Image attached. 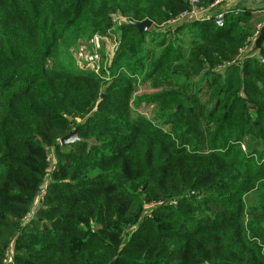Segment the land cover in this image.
Instances as JSON below:
<instances>
[{
	"label": "trees",
	"instance_id": "trees-1",
	"mask_svg": "<svg viewBox=\"0 0 264 264\" xmlns=\"http://www.w3.org/2000/svg\"><path fill=\"white\" fill-rule=\"evenodd\" d=\"M241 6L160 31L188 0H0V264H264V14ZM93 34H118L106 82L70 53Z\"/></svg>",
	"mask_w": 264,
	"mask_h": 264
},
{
	"label": "built area",
	"instance_id": "built-area-1",
	"mask_svg": "<svg viewBox=\"0 0 264 264\" xmlns=\"http://www.w3.org/2000/svg\"><path fill=\"white\" fill-rule=\"evenodd\" d=\"M188 1L190 5L189 10L183 11L176 18L169 20L166 24L160 27L159 29L160 31L168 28H174L184 23H191L194 21H204L209 19H213L215 25L221 27L224 22V12L228 8L233 7L227 5L225 7V5L222 6V4L223 3L230 4L237 0H216L207 7L199 6L198 0H188ZM246 1L264 3V0H246ZM219 9H221V11L218 12ZM262 13L264 14V5H262ZM261 26L262 24L256 26L254 35L252 36L251 39L252 44L254 43ZM150 29H153L152 26ZM105 44H108V38L100 36L98 34H93L87 39L78 41L74 45V47L70 49V53L74 60L75 66L78 70L92 73L102 81L106 82L110 80V72L108 70V64H105L103 57L104 56L103 50ZM48 157H47V161L50 162ZM43 195H44V191L40 196V198L38 195V199L41 200ZM4 256L5 257H3L1 264H13L11 250H8V252H6Z\"/></svg>",
	"mask_w": 264,
	"mask_h": 264
},
{
	"label": "rangeland",
	"instance_id": "rangeland-1",
	"mask_svg": "<svg viewBox=\"0 0 264 264\" xmlns=\"http://www.w3.org/2000/svg\"><path fill=\"white\" fill-rule=\"evenodd\" d=\"M263 3L261 2H252V1H246V0H237L233 3L230 4H224L225 7L227 6H236V7H242L241 5H244L245 8H249V9H255V8H260L262 6ZM152 26V25H151ZM150 31V29L148 30ZM147 31V32H148ZM254 35V34H253ZM118 38V34H116V36L112 39L108 38V44L104 45V62L105 64H108V62H110L112 55L114 53V51L116 50V42L115 39ZM150 38H154L152 36H150L149 34L145 37V40L147 41L148 46H146V48L151 49L152 46H154L155 42L158 41V38H154L153 40H155L154 42L152 41V39L150 40ZM143 91V88L139 89V93H141ZM151 106L148 107H140L139 109L135 110L134 113H139L143 116H145L146 118H149L152 120V111H151ZM154 124L157 125V127L161 128V129H166L169 130L171 129V127L169 126H163L162 123L159 120H155ZM72 132V131H71ZM60 144V143H59ZM49 157V169H48V174H47V178L44 180L43 186L41 187L40 190V194H39V198L42 195L44 189H46V184L48 182V175L50 173V170H52L54 168L55 165V159H54V155L53 153H49L48 155ZM40 202V200L38 199V197L36 198L35 202H34V206L32 207V210H35L38 207V203ZM32 216V214H30V217ZM9 250L12 251V245L9 248ZM8 252V251H7ZM5 257V256H4ZM10 257V254H9Z\"/></svg>",
	"mask_w": 264,
	"mask_h": 264
},
{
	"label": "water",
	"instance_id": "water-1",
	"mask_svg": "<svg viewBox=\"0 0 264 264\" xmlns=\"http://www.w3.org/2000/svg\"><path fill=\"white\" fill-rule=\"evenodd\" d=\"M133 28H135L139 33H143V32H147L150 28H151V21L149 20H145L143 22L140 23H135V22H128ZM264 43V21L262 23V26L259 30V33L254 41V47L253 49L256 50L257 48H259L262 44ZM78 140L77 137V129L73 130L72 132H70L68 135H66L65 137L61 138L59 140L60 145H66V144H70L73 143L75 141ZM115 261V258H113L112 260H110L108 262V264H113Z\"/></svg>",
	"mask_w": 264,
	"mask_h": 264
}]
</instances>
